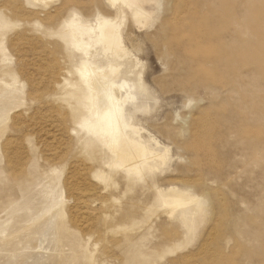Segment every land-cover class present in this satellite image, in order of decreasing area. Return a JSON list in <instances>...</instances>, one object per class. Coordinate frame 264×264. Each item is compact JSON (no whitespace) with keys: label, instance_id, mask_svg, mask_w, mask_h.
Instances as JSON below:
<instances>
[{"label":"rangeland","instance_id":"374dc122","mask_svg":"<svg viewBox=\"0 0 264 264\" xmlns=\"http://www.w3.org/2000/svg\"><path fill=\"white\" fill-rule=\"evenodd\" d=\"M140 3L137 27L108 0H0V264H264V0ZM119 10L128 112L168 149L147 185L76 124L63 21Z\"/></svg>","mask_w":264,"mask_h":264},{"label":"bare ground","instance_id":"6f19581e","mask_svg":"<svg viewBox=\"0 0 264 264\" xmlns=\"http://www.w3.org/2000/svg\"><path fill=\"white\" fill-rule=\"evenodd\" d=\"M108 1L112 5L126 7L132 24L137 27L144 26L150 18V13L144 10L140 0ZM118 13L114 17L97 14L93 22L87 24L77 20L73 13L63 21L67 40L80 59L73 69L75 82L72 95L78 110L76 124L86 148L102 146L111 155L112 161L108 168L115 167L130 182H144L147 185L150 180L148 176L157 169L156 161L164 163L168 149L164 147V152L156 150L160 143L150 135L149 140L155 145L152 148L143 139L142 129L134 123L128 112L129 104L136 102L134 90L140 85L138 83L137 86L124 75L126 66L122 61L128 55L123 46L121 31L123 11L119 10ZM101 51L109 53L107 60L100 61ZM5 108L0 104L1 114ZM200 122L202 125H209L204 115ZM204 147L205 142L200 137H196L191 143V148L194 149ZM193 200L184 192L170 188L164 194L162 204L180 208Z\"/></svg>","mask_w":264,"mask_h":264}]
</instances>
